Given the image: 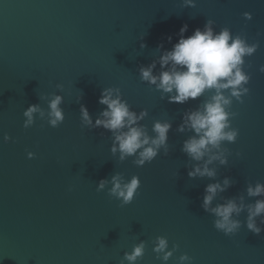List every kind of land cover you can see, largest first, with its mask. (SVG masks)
Here are the masks:
<instances>
[{
  "label": "water",
  "instance_id": "obj_1",
  "mask_svg": "<svg viewBox=\"0 0 264 264\" xmlns=\"http://www.w3.org/2000/svg\"><path fill=\"white\" fill-rule=\"evenodd\" d=\"M182 3L0 0V264H120L124 252L141 240L145 250L136 264H178L183 253L192 257L191 264H264V231H248L246 213L238 217V232L225 236L200 206L208 183L225 177L234 181L213 206L221 197L244 195L246 203L252 202L256 198L246 196L247 184L264 183V73L258 70L264 65V0ZM208 19L214 31L227 27L248 43H259L244 58L249 93L243 103L232 102L230 110L237 115L230 124L238 137L222 146L231 153L228 163L210 165L216 169L214 180L188 177L195 162L181 146L193 133L176 131L183 113L212 93L169 103L138 72L160 55L158 45L161 51L171 49L183 25L187 37ZM159 70L157 64L154 72ZM107 87L119 88L137 114L147 110L139 123L150 136L154 120L171 123L167 155L161 149L152 162L137 167L133 157L120 161L119 153L110 152L111 132L82 126L80 105L95 121L105 107L98 97ZM50 94L63 97V122L53 128L47 115H34V123L24 128L23 111L38 104L46 114ZM115 173L140 180L127 205L110 197L107 188L97 191V182ZM157 236L167 238L169 249L178 245L167 262L152 251Z\"/></svg>",
  "mask_w": 264,
  "mask_h": 264
},
{
  "label": "clouds",
  "instance_id": "obj_2",
  "mask_svg": "<svg viewBox=\"0 0 264 264\" xmlns=\"http://www.w3.org/2000/svg\"><path fill=\"white\" fill-rule=\"evenodd\" d=\"M182 7H195L194 0H183ZM246 20L251 19L249 12H244ZM214 21L208 19L203 28H196L190 36L185 37L187 24L179 29L178 39L170 50H163V45L157 46L160 55L147 66H140L139 77L142 82L154 86L165 96L169 103L185 104L189 100H197L205 92L212 93L202 105L194 110L183 113L181 123L176 131L183 133L191 131L193 134L182 142L181 151L194 161L187 175L189 178H204L214 180L216 169L210 167L214 162L221 166L228 163L229 150L222 147L225 142L234 143L238 137V129L231 127L230 121L237 113L231 111L233 100L243 103L242 97L249 93L246 85L250 81V74L243 70L245 57H251L258 49L259 43H248L241 34L233 35L227 27L218 32L213 29ZM143 37H141L142 39ZM167 40L171 42L172 37ZM143 48L145 45L140 44ZM159 64V72H154ZM259 72L264 73V65L259 66ZM57 85V88H60ZM48 110L40 108L38 104L29 105L23 111V127L28 128L34 123V115L44 118L47 115V124L53 128L64 120L63 109L60 105L63 97L50 94ZM105 107L93 121L88 109L81 104L79 113L82 126L100 128L112 133L110 152L119 153V160L124 161L133 157L137 167L150 163L157 157L160 150L164 155L169 152L168 132L172 125L167 120H154L152 133L149 135L145 126L140 124L147 110L142 109L139 114L130 109L129 104L122 99L119 88L107 87L102 89L97 100ZM7 142V134L3 137ZM28 152V158L33 157ZM240 155L239 152L236 153ZM234 181L225 177L222 181L208 183L204 188L201 208L212 215L213 227L225 236L235 235L241 228L242 222L238 217L246 213L243 225L253 234L259 235L264 228V183L247 184L245 194L248 198H256L252 202H245V196L235 198L221 197L220 203L213 206V201L219 193L225 192ZM110 185V187H108ZM140 180L133 175L125 180L120 173L110 178L100 179L97 182V191L105 190L110 197L120 201V205L129 204L137 194ZM259 219V223L257 220ZM178 245L173 244L169 249L168 240L157 236L153 241L152 251L156 258L167 262L176 251ZM145 250V242L141 240L133 245L130 252H124L120 264H136ZM192 257L186 253L178 257V264H191Z\"/></svg>",
  "mask_w": 264,
  "mask_h": 264
}]
</instances>
